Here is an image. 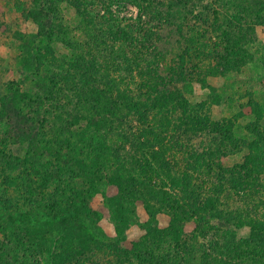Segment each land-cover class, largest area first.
Returning a JSON list of instances; mask_svg holds the SVG:
<instances>
[{
    "label": "rangeland",
    "instance_id": "rangeland-1",
    "mask_svg": "<svg viewBox=\"0 0 264 264\" xmlns=\"http://www.w3.org/2000/svg\"><path fill=\"white\" fill-rule=\"evenodd\" d=\"M248 1L255 3L256 0H244ZM194 2L192 0V4ZM172 4V0H0V208L4 217L7 216L5 206L8 210L18 206L24 211V204L30 207L36 203L29 197L27 188L21 186L26 181L23 175L33 172L44 180L31 177L35 187L42 188L40 182L49 185L42 189L47 198L64 191L71 193L90 188L95 191L90 202L97 211L95 225L107 237L105 243L119 248L117 251L107 247L105 252H94L93 259L98 264H150L145 256L137 253L141 251L138 244L145 237L156 245L155 250L146 245L147 250L150 249L147 252L160 262L163 256L178 260L175 255H180L183 259L177 264H231L225 259L229 256L227 253L208 247L206 253L211 254L208 260L207 254L200 251L212 241L222 247L221 236L225 233H235L237 241L245 240L250 236L248 227L237 229L234 223L221 230L217 226L219 233L204 225L203 231L197 234L195 223L202 215L189 211L185 220L176 225L181 240L177 242L180 250L174 251L176 237L171 227L172 213L164 204L148 199L152 209L142 201L134 208L129 207L133 213L129 216L131 225L120 236L111 217L101 213L106 207V198L112 193L111 188H107L108 178L123 175L122 155L126 151L131 153L125 154L126 162H130L134 152L131 151L130 133L133 134L135 129L140 131L144 124L135 114L129 115L125 107H121L120 114L124 117L121 125L115 124L114 132L108 137L110 149L104 157L106 167L101 171L103 179L100 182L72 179L71 174L59 173L58 169L55 172L50 169L48 174L43 168L27 169L32 166L25 164L30 156L27 144L13 145L9 140L11 129L6 117L14 118L15 114L4 112L7 108L29 116L30 122H41L45 126L38 129L40 145L35 154H48L59 140L77 142L79 129L88 125L85 119L90 116V110L97 106L102 112L111 97L126 96L128 102L133 100L139 102L140 108L144 105L150 108L155 98L160 101L167 93L165 91H173L177 97L166 100V108L155 109L153 114L158 120L164 119L168 126L164 148L171 162L177 164L174 173L180 175L185 170L204 198L216 194L220 203L216 212H234V216L240 218L252 210L253 205L264 203V175L257 179L259 186L252 187L249 192H245L243 186L238 190L230 188L235 180L243 181L244 175L240 173L247 170V161L251 163V159H256L264 163V25L243 13L240 16L243 20H235L232 29L223 27L219 33L212 31L210 26L203 28L188 16L183 31H179L186 40L182 41L174 35L178 28L162 27L163 18ZM203 4L219 16L231 13L228 11L230 0H203L200 5L190 6L195 16H200ZM257 8L252 6L250 9L255 13ZM49 20L52 22L50 27ZM39 24L46 27L44 37L37 40ZM246 34L252 43L241 40ZM28 48H34V51L31 53ZM38 53L48 55L49 62L38 65L35 61ZM225 54L232 57L225 58ZM77 62L83 65L80 73L76 70ZM85 72L89 73L88 88L92 95H81L80 101L73 100V95H77L82 87L77 80H82L81 74ZM66 75L70 78L65 79ZM50 84H54L52 89L55 91L47 96L44 104L41 90H46ZM91 98L100 101L93 103ZM37 100L43 101V105H37ZM59 105L63 107L55 109ZM58 120H65L66 125L70 122V131H62ZM183 137H186V146L176 150L175 145H182ZM121 148L125 151L121 152ZM10 157L16 158L15 162H10ZM40 162L53 161L44 159ZM220 177H223L221 184L218 183ZM252 179L256 181L251 177L250 184L254 183ZM163 190L171 192V186ZM113 192L119 193L117 189ZM243 194L246 199L241 197ZM140 196H137L138 200L143 198ZM179 203L195 205L190 201ZM256 211V216L247 215L244 219L264 217L262 205ZM191 215H196L194 221L190 219ZM217 222L216 214H212L210 225L216 226ZM149 230L156 232L147 237ZM187 237L190 241H185ZM2 245L5 253L12 255V264H34L14 238L7 240L0 233ZM130 248L136 252L134 257ZM184 248L188 249L189 255L182 252ZM243 261L242 264H253Z\"/></svg>",
    "mask_w": 264,
    "mask_h": 264
},
{
    "label": "trees",
    "instance_id": "trees-1",
    "mask_svg": "<svg viewBox=\"0 0 264 264\" xmlns=\"http://www.w3.org/2000/svg\"><path fill=\"white\" fill-rule=\"evenodd\" d=\"M173 4L167 11L164 19L163 26L178 28L174 34L178 36L180 40L186 41L183 34L180 32L183 31V23L187 21L188 16L192 17L194 21L199 23L203 28L210 26L212 31L219 32L223 27H226L228 30L232 29L234 26L235 20L239 21L243 13L254 19L258 24L264 25V0H256L255 3L244 2V0H230L231 4L228 7L230 14H222L219 16L217 12L213 13V10L207 6H200L202 13L200 16H195V14L190 10V6L200 5L203 0H195L192 4V0H172ZM219 1V0H216ZM222 1V0H221ZM224 1V0H223ZM245 3V4H244ZM226 4V3H225ZM227 5V4H226ZM258 7L256 12L252 11L250 8ZM220 17L223 20H220ZM36 19V18H35ZM225 20V21H224ZM243 20V19H242ZM52 25L51 20L48 21V27ZM39 34L35 37L37 40H40L44 37L46 25H38ZM180 31V32H179ZM204 32L206 31L203 30ZM248 32V31H247ZM225 38H229L226 33H223ZM246 34L244 40L246 43H252L251 40L247 39ZM31 53L34 51V48H28ZM49 48H46L48 50ZM39 50V48H36ZM39 54V55H38ZM35 55V61L38 65H43V63L49 62L48 55H43L38 53ZM232 57L229 54H225ZM222 62L223 60L220 59ZM53 65V64H51ZM29 67V63H27ZM76 70L81 72V64L79 62L75 63ZM82 80H77V84L82 87L80 88L79 93L73 95L74 99L80 101V96L83 95H92V92L89 91L88 85L89 82V73L85 72L81 74ZM69 75L65 76V79H69ZM75 80V79H73ZM54 84L47 86L46 90H41L44 94V104L47 101V96H51L55 89ZM43 89V87H41ZM94 91V90H93ZM165 91V90H164ZM165 93L160 101L151 102L150 108L144 105L143 108H140L139 102H133L130 100L128 102L127 97L124 96L121 98V95L116 97H111L108 101V106L105 110L100 112L97 106L93 107L92 110L88 113V118L85 119L88 125L83 126L79 129L80 136L77 137V142H69V139L63 141H57L55 147L51 150L50 153L45 154L39 153L35 154L37 147L40 145L39 136L41 133L39 130L43 129L45 126L41 122H30L31 118L29 116L20 115L13 109L7 108L4 112L14 113L15 117H6L9 122L8 125L11 129V134L9 140L13 145L27 144V149L30 153L27 162L25 163L30 168L27 169H42L48 174V170L53 169V172L58 169L59 173H69L72 176V179H84L87 182L98 180L100 182L103 177L101 171L104 169L106 160L105 154L110 149V146L107 142L109 135L114 132V125H121L123 121V115H121V107L126 108V112L135 114L144 121L142 129L139 131L135 129L133 134L130 133L132 137V142L130 144L131 151L134 152L130 162H126L125 154L131 155L129 152H125L124 156L122 155L121 160V171L123 175L117 177L108 178V187L111 188V196L105 197L106 207L101 209V213L105 217H111L115 222L117 234H122L123 230L129 228L131 225V219L129 216H133V213L129 207H135L139 202H143L147 207L152 209L150 201H158L159 204L166 207L168 211L172 213L171 218V227L175 231L176 237V247L174 251L180 250L177 242H180L179 229L176 228V225H179L181 221L185 220L186 215L189 211L195 213L196 215H202L201 219L195 223V228L198 231H203L205 228L204 225L211 227L215 232L216 227L219 226L222 229H227L231 225H236L237 229L248 227L250 229V236L245 240L236 239V234L228 235L227 233L221 236V241L224 242L222 247L217 245V241H212L211 244L202 247L203 249L200 252L207 254V259H211V254L206 253L208 247L210 250L215 249L223 253H227L225 259L229 260L231 264H242L243 260L251 261L253 264H264V217L261 219H244L247 215L256 216V209L262 205L264 210V203L261 205H253L252 210L246 212L244 215H240V218L234 216V212H229L224 214L222 210L216 212V207L220 203L219 199L214 197L204 198L202 194L197 192V187L193 184V180L190 175L184 171L182 174L174 173L177 164H173L168 158L167 150H165V140L167 125L164 119H156L153 111L164 110L166 108L165 103L169 98H176L177 94L173 91H165ZM93 94H96L95 92ZM99 98H102L99 96ZM99 98H93L91 101L93 103H98ZM53 100V99H52ZM122 100L127 103L122 102ZM164 100V101H163ZM43 101L37 100V105H43ZM63 105H59L55 109H60ZM102 109V108H101ZM64 115H67L64 113ZM152 116L153 120H149V117ZM66 120V119H65ZM65 120H58V123L61 125L62 131H70L71 127L70 122L67 123ZM36 124V126H35ZM76 123L75 125H77ZM80 125V124H78ZM39 129V130H38ZM170 128H168V131ZM77 131V130H75ZM139 133L141 134L140 136ZM172 138V137H171ZM186 137H183L180 141H184L182 145L176 144L175 149L178 148L179 151L182 150V146L185 147ZM175 140V139H174ZM177 141V140H176ZM44 143V142H42ZM125 151L124 148H121V152ZM33 153V154H31ZM37 153V152H36ZM76 156H79L78 159ZM10 157V162H15V160ZM82 158V159H81ZM44 159H52L53 162L50 163H41L40 161ZM22 162V161H21ZM248 168L247 170L242 171L240 174L244 175L243 181L235 180L230 188L237 189L243 188L245 192H249L252 187L259 186L258 180L264 175V163L260 160L251 159V163L247 161ZM37 166V167H35ZM211 164L207 166L209 169ZM14 169H17L16 166H13ZM200 169V168H199ZM24 170V168H23ZM22 170V174L24 173ZM188 171V170H187ZM198 171V169L196 170ZM210 173L211 170H208ZM221 174H224L222 170ZM100 175V176H99ZM178 175V176H176ZM40 177L41 176L34 174L33 172L27 174L25 177V184L21 185L24 188H27L29 197L31 200L35 201L30 207H26L24 204L25 210H21L18 206L11 207V210H7V216L4 217L2 209L0 208V233L4 238H14L17 242V246L22 248L24 252H28V257L33 261L34 264H98L96 259H93L94 252L107 251V247H114L118 251L116 245H112L106 242V236L103 232L99 230V226L95 225V220L97 221V211H95L91 206L90 202L93 198V189H87V191H72L61 192V194H51L48 198L42 192V189H47L49 185L46 183L40 182L41 187H35L32 183L31 177ZM241 177V176H240ZM255 177L256 181L254 183H249V179ZM55 178V175H54ZM258 179V180H257ZM75 180V181H76ZM167 181L171 182L167 184ZM223 177L218 179V183L221 184ZM29 182V183H26ZM107 184V183H106ZM167 186H171V192H166L163 189H166ZM118 190L119 193L116 195L113 190ZM90 190L92 193L89 194ZM41 191V193H39ZM60 192V191H59ZM173 192H177L176 194ZM220 193V192H218ZM42 195H44L42 197ZM141 195V200H138L137 196ZM43 198L42 200L39 198ZM241 197H245L244 194ZM37 198V200H35ZM47 198V199H46ZM176 198V200H175ZM45 199V200H44ZM148 199L150 201H148ZM190 201L195 205H186L182 206L179 201ZM39 201V202H37ZM260 203V202H259ZM2 201L0 199V206ZM5 205V203H4ZM222 205V204H221ZM187 212V213H186ZM216 214L218 224L216 226L210 225L211 215ZM196 215H191V220L196 219ZM239 219V220H238ZM220 228L216 231H219ZM153 230H149L147 237H150L155 233ZM195 233V234H196ZM219 234L216 235L218 237ZM60 237V239H59ZM229 237V240L226 238ZM185 239V241H190V238ZM185 244V242H183ZM143 244V245H142ZM153 247L155 250L156 245L152 241H148L145 237L138 244L141 247V251H137L140 255L145 256L150 264H166L167 262H172V264H177L181 258L180 255H175L178 260L155 258L151 256L150 249L147 250V246ZM134 248V247H133ZM133 248H130L132 256L136 252H132ZM4 251L3 245L0 246V264H12V255L7 254ZM182 252H186V255H189L188 249L184 248ZM39 256V257H38ZM125 256V255H124ZM169 256V255H168ZM172 256V255H171ZM126 257V256H125ZM170 258V256H169ZM127 259V258H125ZM123 262V261H122Z\"/></svg>",
    "mask_w": 264,
    "mask_h": 264
}]
</instances>
